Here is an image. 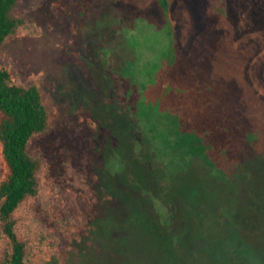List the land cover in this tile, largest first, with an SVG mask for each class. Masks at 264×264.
I'll return each mask as SVG.
<instances>
[{"label":"rangeland","instance_id":"rangeland-1","mask_svg":"<svg viewBox=\"0 0 264 264\" xmlns=\"http://www.w3.org/2000/svg\"><path fill=\"white\" fill-rule=\"evenodd\" d=\"M211 1L171 0L168 19L157 0H46L26 15L39 36L4 45L44 81L56 169L95 123L97 202L65 264H264V0ZM174 132L231 177L170 168L191 161Z\"/></svg>","mask_w":264,"mask_h":264},{"label":"trees","instance_id":"trees-1","mask_svg":"<svg viewBox=\"0 0 264 264\" xmlns=\"http://www.w3.org/2000/svg\"><path fill=\"white\" fill-rule=\"evenodd\" d=\"M45 2L0 0V264H65L78 235L89 230L97 202V192L90 184L95 123L74 136V150L63 154L56 169L40 145L54 123L44 81L41 75L23 77L15 60L2 50L17 36H39L26 15ZM157 2L170 19L171 0ZM211 2L209 14H224L221 4ZM52 9L59 11L56 4ZM180 134L161 139L168 150L170 142L172 148L187 149L191 161L185 164L176 158L170 168L178 165L189 172L199 163L207 177H231L217 169L204 139L192 132Z\"/></svg>","mask_w":264,"mask_h":264}]
</instances>
